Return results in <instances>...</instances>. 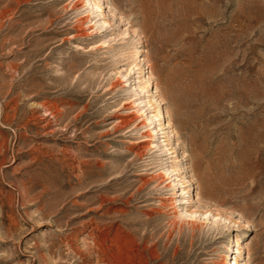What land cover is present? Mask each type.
Returning a JSON list of instances; mask_svg holds the SVG:
<instances>
[{
  "label": "rangeland",
  "instance_id": "374dc122",
  "mask_svg": "<svg viewBox=\"0 0 264 264\" xmlns=\"http://www.w3.org/2000/svg\"><path fill=\"white\" fill-rule=\"evenodd\" d=\"M95 263L264 264V0H0V264Z\"/></svg>",
  "mask_w": 264,
  "mask_h": 264
},
{
  "label": "bare ground",
  "instance_id": "6f19581e",
  "mask_svg": "<svg viewBox=\"0 0 264 264\" xmlns=\"http://www.w3.org/2000/svg\"><path fill=\"white\" fill-rule=\"evenodd\" d=\"M74 190V189H73ZM93 195H95V194H93ZM100 196V195H99ZM102 201V200H101ZM88 203V202H87ZM100 203V202H99ZM101 204V203H100ZM89 207V206H88ZM68 208V207H67ZM95 208V207H94ZM99 208V207H98ZM90 209V208H89ZM86 210V209H85ZM104 213V212H103ZM85 214V213H84ZM91 219V218H90ZM111 220V219H110ZM101 222V221H100ZM110 224V223H109ZM100 226V225H99ZM99 232V231H98ZM90 235V234H89ZM98 240V239H97ZM111 242V241H110ZM92 243V242H91ZM100 243V242H99ZM110 248V247H109ZM88 249V248H87ZM108 250V249H107ZM100 252V251H99ZM88 253H89V251H88ZM88 255V254H87ZM110 255V254H109ZM107 257V256H106ZM104 258V257H103ZM91 259V258H90ZM109 260H110V258H109ZM100 263V262H99ZM117 263V262H116ZM115 263V264H116ZM96 264V263H95ZM110 264V263H109Z\"/></svg>",
  "mask_w": 264,
  "mask_h": 264
}]
</instances>
